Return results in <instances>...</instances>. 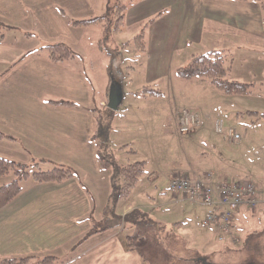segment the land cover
Masks as SVG:
<instances>
[{
    "label": "rangeland",
    "instance_id": "rangeland-1",
    "mask_svg": "<svg viewBox=\"0 0 264 264\" xmlns=\"http://www.w3.org/2000/svg\"><path fill=\"white\" fill-rule=\"evenodd\" d=\"M140 1L127 4L121 30L112 29L111 34L102 39L101 48L98 43L102 38L101 28L93 40L95 53L90 57L94 68L88 75L96 90L94 111L96 114L107 112V106L99 104L98 96L107 101L113 81L119 82L124 99L108 117H112L111 135L122 142H108L103 163L99 162L100 173L86 176L84 183L92 191L97 206L101 205L97 208L102 211L98 223L102 227L109 222L110 212L117 206L115 195L122 181L118 167L143 160V173L127 198L134 208L130 212L131 221H161L180 234L189 248L216 262L221 255L214 254L220 252L221 244L208 235L201 222L204 207L177 200L179 196L168 190L167 180L171 172L185 171L193 164L198 172L194 176L211 173V181L216 186L223 181H249L264 196V0H194V11L185 14L176 11L174 16L172 13L179 0L169 6L165 4L166 8L159 10L169 23L167 42L171 50L170 56H165L159 64L149 60L147 51L138 49L134 41L135 35L143 30L146 44L150 20H155L156 15L155 11L145 8L146 16L139 24H133L132 13L138 15L134 6H146L152 0ZM210 5L221 7L211 8ZM93 34L89 35V45ZM31 43L33 41L29 40L26 45ZM209 49L226 53V77L249 83L246 92L226 93L208 79L176 75V67L184 65L192 53ZM145 85L160 93L144 97L142 87ZM183 110L197 120L189 132L179 130ZM217 121L222 124L221 130L215 129ZM48 167L51 166L41 165L42 169ZM33 169L29 167L30 171ZM12 177L8 174L0 180L8 181ZM24 181L22 179L21 183ZM260 213L262 217L254 215L245 227L249 230L264 227V213ZM122 222L125 224L127 219L123 217ZM149 234L156 249L154 256L162 263V246L169 247L166 242L169 238L164 239V229L157 226ZM252 239L250 248L247 244L242 255L260 261L264 259V232ZM174 241L175 257L188 256L182 247L184 242ZM242 242L233 247H239Z\"/></svg>",
    "mask_w": 264,
    "mask_h": 264
},
{
    "label": "crops",
    "instance_id": "crops-1",
    "mask_svg": "<svg viewBox=\"0 0 264 264\" xmlns=\"http://www.w3.org/2000/svg\"><path fill=\"white\" fill-rule=\"evenodd\" d=\"M173 1L152 0L146 6H134L137 16L131 12L134 16L131 21L139 24L147 14L145 8L155 11L143 51L157 64L170 56L171 50L167 42L169 23L159 8L164 10L165 4L169 6ZM193 1L179 0L172 15L176 11L181 14L194 11ZM105 10L106 0H0V21L9 25L2 27L0 40V131L10 135L0 137V156L21 163L37 162L40 168L43 164L69 167L75 172L61 180L23 179L22 189L0 206V259L54 255L64 260L60 264L145 263L125 241L135 221L130 217L134 209L127 199L130 194L115 199L117 206L110 212V225L94 227L102 218V211L97 208L101 205L97 206L92 191L84 183L86 176L100 173L93 138L97 98L88 72L94 68L90 55L95 53L93 40L98 37L102 22H74L99 16ZM29 40L33 43L26 45ZM58 41L70 47L71 57L54 61L48 56L44 44ZM118 86L119 106L124 95L121 84ZM98 97L99 104L106 106L107 101L101 95ZM108 142L122 141L114 138L110 130ZM195 167L191 164L185 171L171 172L168 180L173 174L194 177L198 173ZM4 182L0 180V185ZM174 194H178L179 201H189L179 193ZM192 203L203 206L204 212L207 209L201 202ZM252 212L244 205L234 212L232 233L240 236L241 241L249 230L244 224H249L254 215L262 217L260 208ZM123 217L127 219L125 224ZM207 231L217 243L235 246L229 241H218L215 231Z\"/></svg>",
    "mask_w": 264,
    "mask_h": 264
},
{
    "label": "trees",
    "instance_id": "trees-1",
    "mask_svg": "<svg viewBox=\"0 0 264 264\" xmlns=\"http://www.w3.org/2000/svg\"><path fill=\"white\" fill-rule=\"evenodd\" d=\"M133 1L134 0H117V2L114 3L111 0H106V10L104 13L96 17L76 20L74 23H90L95 20L102 22V38L98 40L100 45L99 47L101 48L102 39L109 36L112 29L114 31L121 30L127 4H130ZM151 21L152 19L150 22ZM2 27H9V25L0 21V40L3 38ZM134 41L138 49H145L143 30L135 35ZM44 47L48 56L54 61L69 58L73 54L70 47L61 41L45 43ZM225 59L226 53L223 50L218 49H209L203 53H192L184 65H179L176 67L175 73L177 76L182 78L198 77L202 79H208L215 87L226 93L246 92L249 88V83L226 77L227 68L224 64ZM159 93L160 91L158 89H154L146 85L142 87V94L144 96L155 95ZM52 101L56 103L66 102L70 104V102L62 100L59 102L56 100ZM107 109V112H104L103 114L97 113L96 127L93 134L94 140L98 141L96 143L97 158L100 163H103V159L105 158L103 156V152L108 145L109 130L112 118L108 117V115L113 109L108 106ZM2 136L10 135L0 131V137ZM144 164V161L141 160L118 167L122 181L119 190L115 195L116 198H126L130 194L138 178L143 173ZM36 165H38L37 162L21 163L14 159L0 156V176H5L8 174L13 175L10 180L5 181L0 185V206L9 202L22 189V179L31 177L34 181L61 180L75 174L74 170L69 167L54 165L50 168L42 169ZM30 166L34 167L32 171L29 170ZM98 223H96L94 227L102 228L110 225L108 222L106 225L101 227L98 225ZM133 223V231L130 234L125 235L127 247L130 250L135 251L140 256V258L148 264H154L155 259V264H235L233 263L234 261L237 262L236 264H264V259L260 261L251 260L248 257V259L246 258L247 255H242V250L245 249L247 244L250 248L249 242L253 240L252 238H254L257 234L264 232V227L261 229H252L245 232L243 242L239 247H233L227 242L221 243L220 252L217 251V253L214 255L220 254L221 257H224V259H221L220 257L219 259H216L215 262V260H209L208 255H202L197 250L189 248L185 244L184 239L182 236H180V234H177L172 227H167V225L161 221L155 222L150 219H140L135 220ZM155 226L164 229V239H171H167L168 241H166L169 243V247L166 245L162 246V254L164 255V259L162 258V263L154 256L156 249L152 245V238L149 234H152V228H155ZM176 239H178V242L181 244L184 242L185 245H182V247L188 253V256L185 255L175 257L174 252H176V250L174 249V242L176 241L174 240ZM63 261L64 260H60L54 255H46L41 258H37L33 255H27L1 258L0 264H60Z\"/></svg>",
    "mask_w": 264,
    "mask_h": 264
},
{
    "label": "built area",
    "instance_id": "built-area-1",
    "mask_svg": "<svg viewBox=\"0 0 264 264\" xmlns=\"http://www.w3.org/2000/svg\"><path fill=\"white\" fill-rule=\"evenodd\" d=\"M196 121L193 115L183 110L179 130L191 131ZM221 126V122L217 121L215 129L221 130ZM237 136L234 134V137ZM215 186L216 184L211 181V173L194 177L173 174L167 183L170 192L179 193L190 201H200L207 205L202 217L203 226L207 230L215 231L218 241H229L236 245L241 238L232 233L234 212L244 205L249 210L260 208L264 213V196H261L257 188L249 181H223Z\"/></svg>",
    "mask_w": 264,
    "mask_h": 264
},
{
    "label": "water",
    "instance_id": "water-1",
    "mask_svg": "<svg viewBox=\"0 0 264 264\" xmlns=\"http://www.w3.org/2000/svg\"><path fill=\"white\" fill-rule=\"evenodd\" d=\"M119 84L117 82H113L112 86H110V91L108 94V100H107V106L110 107L111 109H116L119 101H120V87L118 86Z\"/></svg>",
    "mask_w": 264,
    "mask_h": 264
}]
</instances>
